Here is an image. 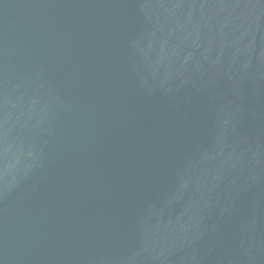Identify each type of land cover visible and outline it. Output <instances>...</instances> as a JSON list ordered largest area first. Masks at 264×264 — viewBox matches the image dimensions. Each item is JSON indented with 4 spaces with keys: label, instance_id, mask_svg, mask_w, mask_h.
Returning <instances> with one entry per match:
<instances>
[{
    "label": "water",
    "instance_id": "95a60500",
    "mask_svg": "<svg viewBox=\"0 0 264 264\" xmlns=\"http://www.w3.org/2000/svg\"><path fill=\"white\" fill-rule=\"evenodd\" d=\"M0 264H264V0H0Z\"/></svg>",
    "mask_w": 264,
    "mask_h": 264
}]
</instances>
